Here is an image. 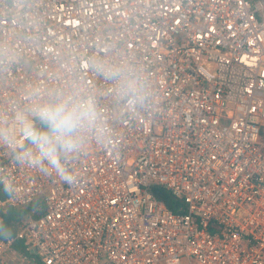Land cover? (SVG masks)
Segmentation results:
<instances>
[{
	"label": "built area",
	"instance_id": "obj_1",
	"mask_svg": "<svg viewBox=\"0 0 264 264\" xmlns=\"http://www.w3.org/2000/svg\"><path fill=\"white\" fill-rule=\"evenodd\" d=\"M105 55L143 70L149 102L115 97L89 67ZM77 86L109 133L74 188L0 156L24 188L0 209L43 204L0 264H264V0H0V105Z\"/></svg>",
	"mask_w": 264,
	"mask_h": 264
},
{
	"label": "clouds",
	"instance_id": "obj_2",
	"mask_svg": "<svg viewBox=\"0 0 264 264\" xmlns=\"http://www.w3.org/2000/svg\"><path fill=\"white\" fill-rule=\"evenodd\" d=\"M94 73L112 82L115 97L134 108L145 105L151 91L143 70L122 57H90ZM109 129L95 96L86 86L40 91L23 101L0 105V156L44 177H55L69 188L78 186L76 161L91 139L102 140ZM13 167L0 166V195L16 200L24 188ZM0 209V240L11 239L14 229Z\"/></svg>",
	"mask_w": 264,
	"mask_h": 264
},
{
	"label": "trees",
	"instance_id": "obj_3",
	"mask_svg": "<svg viewBox=\"0 0 264 264\" xmlns=\"http://www.w3.org/2000/svg\"><path fill=\"white\" fill-rule=\"evenodd\" d=\"M254 2L255 0H249ZM264 136V132L262 133ZM152 192L154 196L162 201L165 206L174 213L184 212L185 207L182 202L176 198L169 190L161 186H153ZM2 197V195H0ZM10 209L6 216L8 223L13 227L14 232L17 230L18 224L28 217H36L43 212V204L41 199H36L29 204Z\"/></svg>",
	"mask_w": 264,
	"mask_h": 264
},
{
	"label": "rangeland",
	"instance_id": "obj_4",
	"mask_svg": "<svg viewBox=\"0 0 264 264\" xmlns=\"http://www.w3.org/2000/svg\"><path fill=\"white\" fill-rule=\"evenodd\" d=\"M263 132H264V122H263V125H262V132H261V135H262ZM262 138L264 139V136H262Z\"/></svg>",
	"mask_w": 264,
	"mask_h": 264
}]
</instances>
